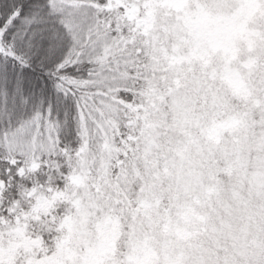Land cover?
Masks as SVG:
<instances>
[{"label": "snow or ice", "instance_id": "1", "mask_svg": "<svg viewBox=\"0 0 264 264\" xmlns=\"http://www.w3.org/2000/svg\"><path fill=\"white\" fill-rule=\"evenodd\" d=\"M177 3L0 0V264H264L260 236L223 254L122 244L133 122L159 75L145 29Z\"/></svg>", "mask_w": 264, "mask_h": 264}, {"label": "clouds", "instance_id": "2", "mask_svg": "<svg viewBox=\"0 0 264 264\" xmlns=\"http://www.w3.org/2000/svg\"><path fill=\"white\" fill-rule=\"evenodd\" d=\"M145 31L159 75L133 122L124 248L223 254L264 238V14L243 0H179ZM81 219L91 238L98 218Z\"/></svg>", "mask_w": 264, "mask_h": 264}]
</instances>
